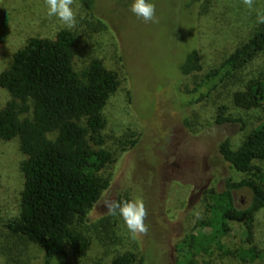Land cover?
<instances>
[{"label":"rangeland","instance_id":"374dc122","mask_svg":"<svg viewBox=\"0 0 264 264\" xmlns=\"http://www.w3.org/2000/svg\"><path fill=\"white\" fill-rule=\"evenodd\" d=\"M133 2L93 0L89 7L86 0H74L72 5L78 21L69 29L75 38V69L99 58L120 81L103 108L101 130L113 159L101 172L108 186L80 224L91 240L87 253L78 257L67 250L48 264H109L125 250L142 254L143 264H264L216 250L191 254L181 244L207 214L205 190H222L225 179L247 176L222 159L217 144L229 137L236 146L264 123V99L251 106L233 99L249 79L264 80V49L201 100L192 101L189 92L261 25L257 14L264 13V0H254L252 9L242 0H147L155 5L158 23L138 19L130 10ZM62 28L67 27L48 16L45 0H0V72L29 37H53ZM193 47L202 68L183 76L178 66ZM7 99L0 87V108ZM23 158L17 139L0 140V264L25 259L43 264L45 259L41 246L13 240L4 227L18 213ZM254 163L264 171V161ZM249 197L246 188L234 190L237 206ZM136 198L148 210L149 231L133 239L122 217L109 215L103 202ZM230 227L224 244L230 250L245 245L244 225L230 222ZM250 245L264 250V207L255 214Z\"/></svg>","mask_w":264,"mask_h":264},{"label":"trees","instance_id":"16d2710c","mask_svg":"<svg viewBox=\"0 0 264 264\" xmlns=\"http://www.w3.org/2000/svg\"><path fill=\"white\" fill-rule=\"evenodd\" d=\"M92 2L86 0L89 7ZM74 44V34L67 28L53 37H29L0 72V87L8 94L0 108V140L17 139L24 155L19 163L23 181L18 213L7 219L4 227L11 235L41 246L45 252L43 264L56 254L67 255V250L78 257L87 253L91 240L80 224L87 221L88 212L108 186L101 172L113 159V152L104 146L101 130L105 124L103 108L119 86L118 75L99 58L76 70ZM263 49L261 24L195 83L189 92L191 100H201ZM201 68L194 47L178 66L183 76ZM233 99L245 106L258 104L264 99V80L249 79L243 90L234 92ZM217 150L235 171L247 176L236 181L225 179L222 190H205L207 214L197 223L195 234L181 244L191 254L216 250L233 254L242 262L264 261V250L250 247L255 214L264 207V171L254 163L264 161V123L252 128L236 146L229 137L222 138ZM240 188L250 192L244 206H237L234 199V190ZM230 222L244 225L245 245L233 250L223 242L231 232ZM143 261L142 254L135 256L125 250L115 254L109 264Z\"/></svg>","mask_w":264,"mask_h":264},{"label":"clouds","instance_id":"9594fccd","mask_svg":"<svg viewBox=\"0 0 264 264\" xmlns=\"http://www.w3.org/2000/svg\"><path fill=\"white\" fill-rule=\"evenodd\" d=\"M249 9L254 7V0H242ZM47 14L49 17L57 18L68 29L74 28L77 24V15L73 10L74 0H45ZM131 12L138 19L144 22L158 23L156 8L153 3L147 0H134L131 5ZM257 23L264 24V13L257 14ZM109 215L119 214L122 217L131 237L135 239L138 235H147L149 226L145 223L148 210L142 198L128 201H108L103 202Z\"/></svg>","mask_w":264,"mask_h":264},{"label":"crops","instance_id":"0c3cea01","mask_svg":"<svg viewBox=\"0 0 264 264\" xmlns=\"http://www.w3.org/2000/svg\"><path fill=\"white\" fill-rule=\"evenodd\" d=\"M7 234H9L10 236H11V238H13V240H15V241H18V242H20V241H26V242H32V241H29L27 238H24V237H19V236H14V235H11L10 233H9V231H7ZM21 243V242H20ZM32 243H34V242H32ZM36 244V243H35ZM13 249V248H12ZM5 250L6 251H8V248H5ZM0 253H1V250H0ZM7 260H9V261H13L12 259H10L8 256H7V258H6ZM15 263H18L17 261H14ZM19 262H21L22 264H34L30 259L28 260V259H25V261H19Z\"/></svg>","mask_w":264,"mask_h":264}]
</instances>
